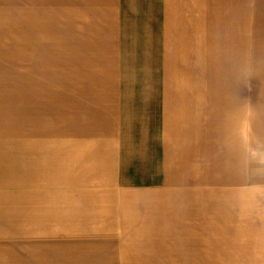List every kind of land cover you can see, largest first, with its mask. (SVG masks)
Instances as JSON below:
<instances>
[{"label": "rangeland", "instance_id": "374dc122", "mask_svg": "<svg viewBox=\"0 0 264 264\" xmlns=\"http://www.w3.org/2000/svg\"><path fill=\"white\" fill-rule=\"evenodd\" d=\"M149 3L152 16L133 15L127 19L129 26H115L106 15L77 17L80 13L65 9L30 14L27 0H0V264H264V236H123L120 225H80L77 236V230L69 234L70 226L36 224L45 218L38 210H28L34 202L42 203L38 194L28 192L12 138L27 131L29 119L59 121L60 100L69 98L26 94L29 88L66 87L68 81L60 80L66 76L60 65L65 56L73 62L96 55L121 59L113 76L123 80L128 94L100 98L115 100L121 124L139 121L143 109L149 114L140 105L145 102L143 91L163 87L196 89L199 94L206 89L205 110L189 107L187 114L210 121L213 134L224 129L227 139L213 140L212 150L222 160L213 153L211 168L197 174L196 184L210 188L213 200L227 193L229 201L247 202L259 188L264 193V0L257 1L254 11L247 8V16L228 17L227 26L221 24L223 18L212 17L206 27L210 31L172 34L157 32L155 2ZM105 19L101 28L99 22ZM173 35L175 42L169 40ZM105 65L87 68L99 67L100 76L110 75L104 73L110 69ZM79 66L84 65L71 67ZM92 72L89 76L97 74ZM163 72L170 74L165 82L156 77ZM153 95L146 97L145 106L153 104ZM68 109L72 115L92 113L88 108Z\"/></svg>", "mask_w": 264, "mask_h": 264}, {"label": "crops", "instance_id": "0c3cea01", "mask_svg": "<svg viewBox=\"0 0 264 264\" xmlns=\"http://www.w3.org/2000/svg\"><path fill=\"white\" fill-rule=\"evenodd\" d=\"M152 1L156 30L162 34L210 31L206 27L212 25V17L223 18L224 27L228 17L247 16V8L254 11L258 6V0H27L26 7L30 14L34 10L45 16L54 9L74 10L80 13L77 17L106 15L115 26H129L132 22L127 19L133 15H153L148 4ZM106 20L99 22L101 28ZM169 40L177 41L174 35ZM67 57L60 59V65L65 66L61 74H66L60 80L68 81L66 87L29 88L26 94L69 98L60 100L63 110L59 121L39 119L32 123L29 119L27 131L12 138L28 192L38 194L36 199L42 203L28 207L45 218L36 224L70 226L69 234L77 230V236L80 225H120L123 236H264V193L259 187L253 199L245 202L229 201L227 193L213 200L210 188L196 184L197 174L205 175L211 168L213 153L215 159L222 160L220 153L212 150L213 140L226 143L224 129L213 134L210 121H197L187 114L189 107L205 110L206 89H199V94L196 89L163 87L143 91L144 103L154 94L153 104H140L151 111L148 114L143 109L139 121L121 124L115 100L100 99L128 94L121 85L123 80L113 76L118 73L116 65H122L117 62L121 59L103 56L108 58L105 60L96 55L85 62H73ZM102 64L110 66L104 70L110 75L100 76L99 67L87 68ZM78 65L84 66L71 67ZM88 71H96V77ZM162 75L156 77L165 82L170 74ZM69 106L92 109V113L72 115ZM100 107L106 112L100 113ZM46 108L47 103L41 110Z\"/></svg>", "mask_w": 264, "mask_h": 264}]
</instances>
